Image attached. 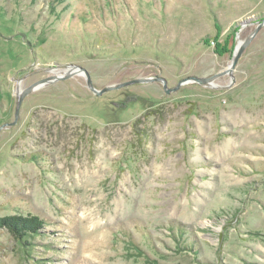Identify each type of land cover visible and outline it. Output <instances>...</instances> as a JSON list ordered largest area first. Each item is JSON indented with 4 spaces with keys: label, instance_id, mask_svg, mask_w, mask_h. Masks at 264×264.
<instances>
[{
    "label": "rangeland",
    "instance_id": "obj_1",
    "mask_svg": "<svg viewBox=\"0 0 264 264\" xmlns=\"http://www.w3.org/2000/svg\"><path fill=\"white\" fill-rule=\"evenodd\" d=\"M263 20L264 0H0V220L44 222L31 251L0 225V264H264ZM251 37L233 84L97 96L78 72L9 126L68 67L174 88Z\"/></svg>",
    "mask_w": 264,
    "mask_h": 264
},
{
    "label": "water",
    "instance_id": "obj_2",
    "mask_svg": "<svg viewBox=\"0 0 264 264\" xmlns=\"http://www.w3.org/2000/svg\"><path fill=\"white\" fill-rule=\"evenodd\" d=\"M263 23H264V20H263ZM248 24L249 23H247L246 25H248ZM261 26H262V24L259 26V28ZM252 39H253V37L241 42L238 51H237V48H238V46H237L236 51L233 55L231 64H230L229 68L226 69L224 72H221L219 74L213 75V76L208 77V78H199L196 76L189 77V78L184 79L181 82H179L178 85L174 88L168 87V82L165 78L157 77V78L135 79V80H131V81H128V82H125L122 84L109 86V87H106L102 90H97L93 86L92 80H91L88 72L85 69H83L81 67H77V66L68 67L67 69H64V71L56 73V77H54L53 79L43 80V81H40V82L32 85L31 87H29L27 89L19 90L18 94H17L18 98H17V107H16V112H15V121L12 124H10L9 126H14L17 124V122L19 120V116H20V109H21L22 103L28 95L32 94L33 92H35V91H37V90H39L45 86L53 85L57 82H60V81L66 79V78H68V77H70L73 74L78 73V72H81L86 76L89 89L91 91H93L97 96H100V95H102L106 92L112 91V90H118V89L125 88V87L131 86V85L154 83V82L161 83L163 85L165 92L168 94L178 91L183 85H186V84H198L202 87H207V88H219V86H217L215 84V80L217 78L223 76V75H229L231 80H232L231 84H233L235 82V77H234L235 68H236V66H237V64L241 58V55H242L245 47L251 42ZM220 88H223V87H220Z\"/></svg>",
    "mask_w": 264,
    "mask_h": 264
},
{
    "label": "trees",
    "instance_id": "obj_3",
    "mask_svg": "<svg viewBox=\"0 0 264 264\" xmlns=\"http://www.w3.org/2000/svg\"><path fill=\"white\" fill-rule=\"evenodd\" d=\"M223 52L224 49L220 52V55H223ZM0 225L9 227L21 246L31 251L32 244L29 239L32 237L34 238V234L42 230L44 222L40 218L34 216H27L25 218L15 216L1 219Z\"/></svg>",
    "mask_w": 264,
    "mask_h": 264
},
{
    "label": "bare ground",
    "instance_id": "obj_4",
    "mask_svg": "<svg viewBox=\"0 0 264 264\" xmlns=\"http://www.w3.org/2000/svg\"><path fill=\"white\" fill-rule=\"evenodd\" d=\"M240 44H241V40L238 42V48H237V51L239 50Z\"/></svg>",
    "mask_w": 264,
    "mask_h": 264
},
{
    "label": "flooded vegetation",
    "instance_id": "obj_5",
    "mask_svg": "<svg viewBox=\"0 0 264 264\" xmlns=\"http://www.w3.org/2000/svg\"><path fill=\"white\" fill-rule=\"evenodd\" d=\"M157 77H159V76H156V77H154V78H157Z\"/></svg>",
    "mask_w": 264,
    "mask_h": 264
}]
</instances>
